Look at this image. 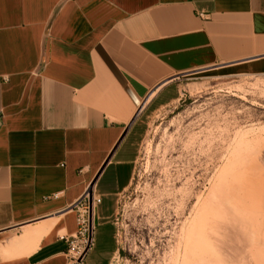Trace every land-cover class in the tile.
<instances>
[{"label": "crops", "instance_id": "1", "mask_svg": "<svg viewBox=\"0 0 264 264\" xmlns=\"http://www.w3.org/2000/svg\"><path fill=\"white\" fill-rule=\"evenodd\" d=\"M226 69L264 75V0H0V264H69L66 210L98 172L84 264H112L143 117Z\"/></svg>", "mask_w": 264, "mask_h": 264}, {"label": "rangeland", "instance_id": "2", "mask_svg": "<svg viewBox=\"0 0 264 264\" xmlns=\"http://www.w3.org/2000/svg\"><path fill=\"white\" fill-rule=\"evenodd\" d=\"M142 121L112 264H264V75L192 72Z\"/></svg>", "mask_w": 264, "mask_h": 264}, {"label": "built area", "instance_id": "3", "mask_svg": "<svg viewBox=\"0 0 264 264\" xmlns=\"http://www.w3.org/2000/svg\"><path fill=\"white\" fill-rule=\"evenodd\" d=\"M99 202V198L92 196L90 208L88 198L86 197L74 208L76 212V230L73 234L63 237L67 243L66 254L69 264H84L88 252L94 247V226L92 220H90V215L94 206ZM83 206H86V209L81 210Z\"/></svg>", "mask_w": 264, "mask_h": 264}, {"label": "water", "instance_id": "4", "mask_svg": "<svg viewBox=\"0 0 264 264\" xmlns=\"http://www.w3.org/2000/svg\"><path fill=\"white\" fill-rule=\"evenodd\" d=\"M143 107V105H142ZM141 107V108H142ZM140 108V109H141ZM135 117L133 118V120L130 122V124L128 125V127L126 128V131L127 129L130 127V125L132 124V122L134 121ZM126 131L124 132V134L126 133ZM124 136V135H123ZM105 165V164H104ZM103 168V167H102ZM101 171V170H100ZM100 172H98L97 176L91 181V183L89 184V186L87 187L86 191L83 193V195L80 197V199L75 202L74 204H72V206H70L66 211H69V210H73L78 204H80L86 197L88 198V202H89V206L91 208V202H92V187H93V184L95 183L98 175H99Z\"/></svg>", "mask_w": 264, "mask_h": 264}, {"label": "bare ground", "instance_id": "5", "mask_svg": "<svg viewBox=\"0 0 264 264\" xmlns=\"http://www.w3.org/2000/svg\"><path fill=\"white\" fill-rule=\"evenodd\" d=\"M69 212H71V210ZM90 220H91V215H90ZM53 224H54V221H46V222L40 224L37 228L28 229V232L30 233V236L31 235L32 236H41V235H44L45 233L49 232V230L52 228Z\"/></svg>", "mask_w": 264, "mask_h": 264}]
</instances>
